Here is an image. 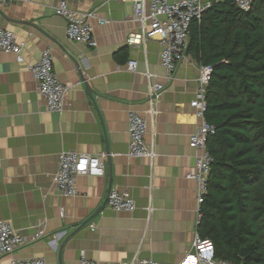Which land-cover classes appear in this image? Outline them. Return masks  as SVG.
Segmentation results:
<instances>
[{"label":"crops","instance_id":"crops-1","mask_svg":"<svg viewBox=\"0 0 264 264\" xmlns=\"http://www.w3.org/2000/svg\"><path fill=\"white\" fill-rule=\"evenodd\" d=\"M61 1L69 10L92 13L96 48L67 39L66 21L54 13ZM136 4L141 0H30L0 6V29L24 44L21 61L0 52V221L28 240L0 264L12 259L80 264V255L95 264L134 257L197 264L192 246L200 224L196 186L185 175L199 154L189 147V138L201 123L190 107L200 64L187 53L168 81L157 40L128 45V37L143 30L134 19ZM45 50L57 79L70 88L61 112L47 110L28 69ZM154 85L163 91L151 105ZM130 113L147 124L144 141L154 151L152 160L128 157ZM62 152L105 155L104 176L78 177L75 196L60 194L52 179ZM112 189L131 196L134 212L107 207ZM38 231L43 236L31 241Z\"/></svg>","mask_w":264,"mask_h":264},{"label":"trees","instance_id":"trees-1","mask_svg":"<svg viewBox=\"0 0 264 264\" xmlns=\"http://www.w3.org/2000/svg\"><path fill=\"white\" fill-rule=\"evenodd\" d=\"M187 53L212 68L204 120L215 133L198 234L217 261L264 264V0L248 12L214 4L190 24Z\"/></svg>","mask_w":264,"mask_h":264},{"label":"built area","instance_id":"built-area-1","mask_svg":"<svg viewBox=\"0 0 264 264\" xmlns=\"http://www.w3.org/2000/svg\"><path fill=\"white\" fill-rule=\"evenodd\" d=\"M223 0H141L142 4H136L134 8V19L140 22L139 33L131 34L127 44L139 46L148 40H157L161 46L160 62L165 71L168 81L173 79L176 64L184 60L188 51V31L192 21H199L205 11L214 4ZM10 2L29 3L30 0H0V6H6ZM234 4L243 12H248L251 7V0H233ZM56 16L66 21V37L70 42L84 45L87 48H96L97 44L92 34L89 20L92 13H82L69 10L65 2H59L54 9ZM24 44L18 43L14 35L7 30L0 29V52L12 54L17 61H21V51ZM134 63H129L128 68L134 70ZM38 86L40 97L46 102V108L50 112H61L65 101L70 93V88L63 85L57 79L53 71L52 58L49 50L40 54L37 64L28 68ZM211 66H200L198 72V89L195 99L190 107L195 110L196 117L201 120L197 131L189 138V147L199 152L195 157L193 167L185 175V178L192 181L196 186V214L198 222L201 220V205L207 194V177L210 172L212 159L206 150V143L209 137L214 135V128L204 120L206 110V88L211 79ZM163 91L161 85H154L149 88V103L153 105L159 94ZM147 130L146 122L135 113L128 116V157L153 159V149L145 144L144 137ZM105 155L90 156L80 155L74 152H62L59 155L56 173L52 182L55 188L64 196L76 195V179L78 177H103V159ZM106 205L115 212L132 213L135 210V202L127 192H119L112 189L106 196ZM94 229L93 225L89 227ZM63 235V234H62ZM43 236L38 231L31 241ZM56 236L55 238H58ZM28 240L21 237L10 224L0 221V259L4 256H12L17 250L23 247ZM193 251L197 264H228L217 261L214 256L213 244L208 239H202L196 234L193 241ZM80 264H95L94 262L80 255ZM9 264H46L43 259H32L22 261L12 259ZM121 264H156L150 260L138 259Z\"/></svg>","mask_w":264,"mask_h":264},{"label":"water","instance_id":"water-1","mask_svg":"<svg viewBox=\"0 0 264 264\" xmlns=\"http://www.w3.org/2000/svg\"><path fill=\"white\" fill-rule=\"evenodd\" d=\"M87 94H88V96L91 98V93H90L89 91L87 92Z\"/></svg>","mask_w":264,"mask_h":264}]
</instances>
